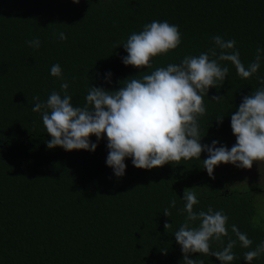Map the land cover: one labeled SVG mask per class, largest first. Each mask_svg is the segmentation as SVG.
<instances>
[{
    "label": "trees",
    "instance_id": "obj_1",
    "mask_svg": "<svg viewBox=\"0 0 264 264\" xmlns=\"http://www.w3.org/2000/svg\"><path fill=\"white\" fill-rule=\"evenodd\" d=\"M152 21L178 26L179 47L153 58L151 68L125 66L123 44ZM214 36L234 40L247 67L257 48L264 49V0H0V264H183L174 234L186 219L183 192L193 188L194 212L222 211L232 239L234 224L253 241L250 249L238 242L233 249L232 264H248L244 253L264 242V188L255 178L243 181L231 164L219 165L209 178L207 153L151 170L136 169L126 158L125 174L117 178L106 165V137L98 143L90 137L95 152L48 149L51 137L41 114L32 111L34 97L45 102L64 82L73 105L83 107L89 87L116 91L127 79L207 52ZM37 38L40 47H29ZM54 64L62 80L51 76ZM222 66L228 76L208 90L198 122L202 145L217 141L230 150L236 143L231 115L243 97L264 87V59L247 80L230 62ZM214 96L223 99L214 102ZM223 246L212 243L213 250ZM189 258L219 264L211 256ZM251 264H264V254Z\"/></svg>",
    "mask_w": 264,
    "mask_h": 264
},
{
    "label": "clouds",
    "instance_id": "obj_2",
    "mask_svg": "<svg viewBox=\"0 0 264 264\" xmlns=\"http://www.w3.org/2000/svg\"><path fill=\"white\" fill-rule=\"evenodd\" d=\"M59 39L63 41L67 37L60 32ZM212 40L215 47L207 52L185 56L179 64L157 67L141 78L127 79L116 91L89 87L83 107L73 105L67 82L61 83L60 92L52 91L45 102H41L39 96L34 97L32 111L41 114L46 133L51 137L47 148L95 152L97 143L106 137V165L117 178L125 174L126 158L131 159L136 169L151 170L165 164H179L182 160H200L201 154L207 153L203 169L213 179L214 169L221 164L251 169L254 162H264V87L243 97L238 110L231 115L236 143L230 150L223 145L217 147V141L211 145L201 144L205 134L201 135L198 120L206 113L204 97L210 88L222 86L229 73L222 62H230L237 75L247 80L258 72L264 59V49L257 48L254 60L245 67L234 40L226 41L220 36ZM180 43L178 26L152 21L127 38L122 46L127 56L122 62L137 69L151 68L153 58L175 50ZM28 45L38 49L40 40L33 39ZM50 74L63 79L59 64L51 66ZM105 82H111V73L106 74ZM260 83L264 85V78H260ZM222 99L212 97L214 102ZM223 118L218 117L216 122L222 123ZM91 136L96 137L97 143L90 141ZM194 189L183 192L186 219L174 234L181 247L183 264H204L202 259H190L192 254L214 257L219 264H232L236 259L233 249L237 242L242 248L250 249L253 241L234 224L231 232L236 239H232L227 227L228 217L222 211L209 207L207 212H194V206L199 203ZM175 205L173 199L169 207ZM163 214L169 217L171 212L165 209ZM196 221L200 222L198 226H191ZM171 226L164 224L165 230ZM225 237H228L226 245ZM213 242L224 246L213 250ZM262 254L264 242L246 251L244 260L251 264Z\"/></svg>",
    "mask_w": 264,
    "mask_h": 264
},
{
    "label": "rangeland",
    "instance_id": "obj_3",
    "mask_svg": "<svg viewBox=\"0 0 264 264\" xmlns=\"http://www.w3.org/2000/svg\"><path fill=\"white\" fill-rule=\"evenodd\" d=\"M243 181H250L255 178L254 184L261 185L264 188V166L262 162H254L251 169L238 168ZM242 181V182H243ZM239 183H235L238 185ZM261 208L259 209V219L264 218V201H260ZM258 215V214H257ZM264 220V219H263Z\"/></svg>",
    "mask_w": 264,
    "mask_h": 264
}]
</instances>
